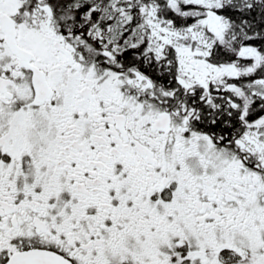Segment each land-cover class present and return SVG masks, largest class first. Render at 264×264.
<instances>
[{
    "label": "snow or ice",
    "instance_id": "obj_1",
    "mask_svg": "<svg viewBox=\"0 0 264 264\" xmlns=\"http://www.w3.org/2000/svg\"><path fill=\"white\" fill-rule=\"evenodd\" d=\"M0 264H264V0H0Z\"/></svg>",
    "mask_w": 264,
    "mask_h": 264
}]
</instances>
